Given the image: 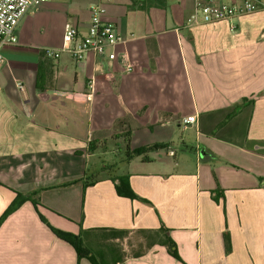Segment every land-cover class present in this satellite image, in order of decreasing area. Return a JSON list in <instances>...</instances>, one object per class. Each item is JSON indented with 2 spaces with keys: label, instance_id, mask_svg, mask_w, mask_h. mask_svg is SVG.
Returning <instances> with one entry per match:
<instances>
[{
  "label": "crops",
  "instance_id": "1",
  "mask_svg": "<svg viewBox=\"0 0 264 264\" xmlns=\"http://www.w3.org/2000/svg\"><path fill=\"white\" fill-rule=\"evenodd\" d=\"M165 1L47 0L2 47L0 216L16 206L0 264H92L50 226L78 235L95 264H264V11L233 32L189 25L194 0L169 15ZM97 3L127 39L130 71L92 52L43 56L66 23L84 34ZM123 176L132 199L115 191Z\"/></svg>",
  "mask_w": 264,
  "mask_h": 264
},
{
  "label": "built area",
  "instance_id": "2",
  "mask_svg": "<svg viewBox=\"0 0 264 264\" xmlns=\"http://www.w3.org/2000/svg\"><path fill=\"white\" fill-rule=\"evenodd\" d=\"M45 1L47 0H0V64L4 61L2 47L16 43L15 29L22 16L31 7ZM258 11H264V0H194L187 21L189 25L226 21L230 23L232 31L236 32L235 19ZM103 13L101 4L91 6L84 34H80L75 26L66 23L61 46L56 49H44L43 56L57 59L61 53H67L77 61L81 60L85 53L92 52L99 58H107L109 62L118 61L124 72L130 71L132 66L125 51H118V46L125 44L127 39L116 31L114 23L103 20ZM93 83V79L88 82L90 91ZM195 119V114H191L183 116L179 123L186 127Z\"/></svg>",
  "mask_w": 264,
  "mask_h": 264
},
{
  "label": "trees",
  "instance_id": "3",
  "mask_svg": "<svg viewBox=\"0 0 264 264\" xmlns=\"http://www.w3.org/2000/svg\"><path fill=\"white\" fill-rule=\"evenodd\" d=\"M157 146L158 145L154 144L151 146L140 147V148H135V149H130L129 146H127L126 155L128 157L143 155L148 150H150L154 147H157ZM114 187H115L116 193L120 196L128 197L130 199H132L136 196L135 193L133 192V190L130 188L128 180L124 176L117 178V182L114 183ZM31 201L34 204H38V202L33 200V199ZM13 206H16V205H12V207L8 208L6 213H4L2 216H0V223L3 221V219L6 217V215L8 213H10V211H12ZM39 217L44 223H46L48 226H50V224L45 220V218L41 215V213H39ZM50 228L52 229V231L55 233V235L57 237H59L65 241H67L68 243H70L74 247L78 256L87 255L89 260L92 262V264H95L93 257L88 255L89 250L83 245L82 240L79 238L78 235H74L70 232H66V231L60 230L58 228H54L52 226H50ZM225 240H226V249H227L228 248V243H227L228 238L226 237ZM166 243H170V240H166ZM172 254L175 255L174 253H172Z\"/></svg>",
  "mask_w": 264,
  "mask_h": 264
},
{
  "label": "rangeland",
  "instance_id": "4",
  "mask_svg": "<svg viewBox=\"0 0 264 264\" xmlns=\"http://www.w3.org/2000/svg\"><path fill=\"white\" fill-rule=\"evenodd\" d=\"M173 1L174 0H166L165 2H162V4H161V7H160L161 10H163L167 15H169L170 12H171V10L173 9ZM196 34H199L200 37L203 35L204 38L207 35L206 31L201 32V33L200 32H197ZM196 34H193V36H195ZM187 131L190 132L191 130H187ZM191 134H193L192 131H191ZM116 149L118 150V148H116ZM172 149L174 151H176L177 155H180L182 153V151L180 152V145H179V143H174ZM187 154L189 156V157H187V160L189 162V160L191 159V154L190 153H187ZM161 155H163V153H161ZM108 156H112V157L119 158V156H126V154L122 150H121V152H116L115 155L109 151ZM150 156L152 157L153 154H151Z\"/></svg>",
  "mask_w": 264,
  "mask_h": 264
}]
</instances>
